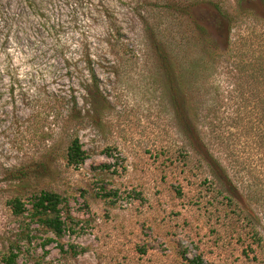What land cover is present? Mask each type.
<instances>
[{"label": "rangeland", "instance_id": "1", "mask_svg": "<svg viewBox=\"0 0 264 264\" xmlns=\"http://www.w3.org/2000/svg\"><path fill=\"white\" fill-rule=\"evenodd\" d=\"M218 11L227 26L234 15L236 46L259 40L264 0H0V255L16 244V264H264L263 156L231 126L238 80ZM159 43L181 67L207 69L193 87V147ZM74 137L87 154L76 168L64 159ZM20 166L32 189L62 198L60 239L7 207Z\"/></svg>", "mask_w": 264, "mask_h": 264}, {"label": "trees", "instance_id": "2", "mask_svg": "<svg viewBox=\"0 0 264 264\" xmlns=\"http://www.w3.org/2000/svg\"><path fill=\"white\" fill-rule=\"evenodd\" d=\"M239 7V4L237 5ZM250 16L255 17L250 12ZM247 14V15H248ZM218 23L217 29L220 31L225 41L224 46L227 44L228 38V55L231 53L233 71L237 75L238 82L235 85L233 93L234 97L240 100L237 104V115L241 116L232 123L231 126L238 124L244 129V136L253 138L254 146L258 147V152L262 154L261 162L264 165V31L257 38L258 41L246 45L236 46L231 40V31L233 29L234 15L228 13V26L225 25L226 15L221 11L217 12ZM256 20V17H255ZM200 30L199 35L202 41L211 47L212 42L206 39L205 29L197 28ZM203 45V44H202ZM236 47H235V46ZM155 51L158 57L162 60L165 66H168L169 73L167 75L168 87V100L174 111L176 120L179 123V130L183 135L184 141L187 146L193 147L196 142H201L199 132L197 130V115L198 107L195 102L197 91L193 89L197 80L207 81V77L202 79L199 75H204L207 70L203 67L204 64H199L194 60L190 63L189 67H181L180 62L177 61L176 51L173 47L165 46L161 43L154 44ZM201 67V68H199ZM93 85L88 83L84 86L87 96H92L98 92L92 91V86L96 88L97 78L94 70L89 69ZM91 81V82H92ZM73 109H71L72 112ZM81 115L75 116V113H70V120L79 122ZM229 144V142H228ZM247 144V143H246ZM185 145V146H186ZM204 146V145H203ZM249 146V145H248ZM187 155V154H186ZM87 154L83 150L81 143L77 137H74L67 146L64 156L65 162L68 166L78 167L84 163ZM184 166L189 168L192 164L190 157L185 156ZM211 158V157H209ZM260 161V160H259ZM215 162L208 163L205 160V167L213 172V165ZM214 175V173H211ZM8 181L13 183V195L7 200V207L14 217H22L24 214L26 218L34 224L45 228L56 239H60L64 232V222L62 221V198L51 191H35L29 184L31 174L29 171L24 170L23 167L13 168L7 173ZM206 181V179H205ZM235 187L231 186L228 179V203L233 204V195ZM236 196H238L235 193ZM27 201H23L25 197ZM30 208H26V203ZM18 247L12 245L8 252L0 255V264H16L18 258ZM16 251V253L14 252ZM191 264H202L200 258H195Z\"/></svg>", "mask_w": 264, "mask_h": 264}]
</instances>
